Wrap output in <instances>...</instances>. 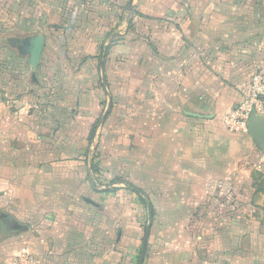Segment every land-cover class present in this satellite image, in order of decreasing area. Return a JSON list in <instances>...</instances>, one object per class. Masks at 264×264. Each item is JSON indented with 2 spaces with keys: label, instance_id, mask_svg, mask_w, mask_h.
Instances as JSON below:
<instances>
[{
  "label": "crops",
  "instance_id": "crops-1",
  "mask_svg": "<svg viewBox=\"0 0 264 264\" xmlns=\"http://www.w3.org/2000/svg\"><path fill=\"white\" fill-rule=\"evenodd\" d=\"M0 21V264H264V148L225 123L264 72V0H0Z\"/></svg>",
  "mask_w": 264,
  "mask_h": 264
},
{
  "label": "built area",
  "instance_id": "built-area-1",
  "mask_svg": "<svg viewBox=\"0 0 264 264\" xmlns=\"http://www.w3.org/2000/svg\"><path fill=\"white\" fill-rule=\"evenodd\" d=\"M252 111L264 115V72L258 68L251 73L242 99L226 114V126L232 131L247 132L246 124ZM13 264H36V260L30 255H23Z\"/></svg>",
  "mask_w": 264,
  "mask_h": 264
},
{
  "label": "water",
  "instance_id": "water-1",
  "mask_svg": "<svg viewBox=\"0 0 264 264\" xmlns=\"http://www.w3.org/2000/svg\"><path fill=\"white\" fill-rule=\"evenodd\" d=\"M24 49L28 52L29 63L32 69H36L39 57L43 48L44 39L41 35H34L23 40ZM248 133L252 140L260 147L264 148V116L257 115L253 111L247 120ZM146 238L142 247V257L145 252Z\"/></svg>",
  "mask_w": 264,
  "mask_h": 264
},
{
  "label": "rangeland",
  "instance_id": "rangeland-1",
  "mask_svg": "<svg viewBox=\"0 0 264 264\" xmlns=\"http://www.w3.org/2000/svg\"><path fill=\"white\" fill-rule=\"evenodd\" d=\"M31 11H33V9ZM4 14H5V12H4ZM7 14H9V13H7ZM6 17H7V15H6ZM6 24H7L6 22L0 21V47L3 46V45L8 46V43H7V41L5 42L4 38L10 37V36H12V37L20 36L18 34V31L14 28V25L7 26ZM3 61H4V59L0 58V63H2ZM12 67H15V66H9V71H8L7 68H2V66H0V82L1 81L2 82H6L7 81V78H5V75L6 76L12 75V72H10V69ZM254 70L255 69L253 68L252 71H254ZM252 71H250V72H252ZM237 136H238V143H241L243 145V147H245V149H246V145L244 144V142H249V143L252 142L251 139H250V135H249L248 131L247 132L238 131V135ZM254 176H257V175L254 173ZM262 210L263 211H260V212L262 213L263 221H264V207H263Z\"/></svg>",
  "mask_w": 264,
  "mask_h": 264
}]
</instances>
